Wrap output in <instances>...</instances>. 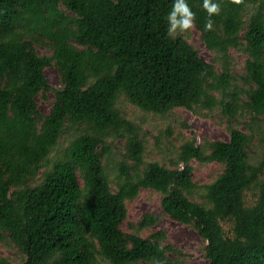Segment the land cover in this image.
<instances>
[{
	"label": "trees",
	"instance_id": "obj_1",
	"mask_svg": "<svg viewBox=\"0 0 264 264\" xmlns=\"http://www.w3.org/2000/svg\"><path fill=\"white\" fill-rule=\"evenodd\" d=\"M186 2L212 63L183 36L167 35L173 0H0V241L16 246L19 264H174L162 230L139 234L159 216L122 229L126 203L141 189L160 193L162 212L193 228L206 264H264V0H224L210 31L203 0ZM41 41L49 55L36 51ZM230 50L246 55L243 73L233 72ZM52 66L58 89L44 75ZM49 91L42 114L38 97ZM122 94L159 115L178 107L200 115L219 107L228 120L248 113L263 123L261 157L252 162L250 136L228 126L227 140L182 144L174 168L145 163L138 127L116 107ZM67 128L74 134L59 148ZM107 139L124 141L115 174L103 165ZM190 160L223 167L202 187V202L192 197ZM252 187L257 199L245 206Z\"/></svg>",
	"mask_w": 264,
	"mask_h": 264
},
{
	"label": "rangeland",
	"instance_id": "obj_2",
	"mask_svg": "<svg viewBox=\"0 0 264 264\" xmlns=\"http://www.w3.org/2000/svg\"><path fill=\"white\" fill-rule=\"evenodd\" d=\"M251 10V9H249ZM70 14V13H68ZM249 12L245 13L247 17ZM187 39L199 53L200 57L206 62H213L215 55L208 51L201 41V33L194 27L188 34L181 35ZM46 42L35 43V49L40 55H49L50 48L45 46ZM232 70L236 74L244 72V63L246 55L242 52L230 50ZM218 68L217 64H215ZM44 75L53 89L60 87L59 78L55 68L47 67ZM53 100V93L49 91L46 99L38 97V109L42 114H48ZM121 116L132 121L139 129V137L142 139L144 153L143 161L158 162L166 167L174 168L172 165L176 161L179 149L185 142L196 139L197 145H203L204 141L227 140L228 126H233L245 132L250 136L248 152L252 162H257L261 157L262 144L261 136L263 133V123L260 120L253 119L250 114L245 113L237 120H228L219 107L211 111L203 110L201 115L192 113L184 108H174L170 112L159 115L152 112H146L136 108L128 103L126 97L122 94L116 102ZM75 129H65L62 137L59 139V148L68 145ZM110 157L105 155L103 165L105 169L112 174L117 172L116 163L125 158L124 141L119 139H107ZM130 164V161L127 162ZM181 164H179L180 166ZM193 167L192 179L196 185L193 199L202 202V187L213 181L223 170V167L217 163L203 164L195 160H190ZM111 187L114 185L111 183ZM258 189L252 187L244 192L245 206H251L257 199ZM161 194L149 189H141L138 195L128 201L127 218L122 223V229L125 232H132V225L139 222L145 214L159 216L155 226L141 230L140 235L146 236L149 233L162 230L166 235L165 242L171 244L176 252L168 254V258L174 264H206L203 257L204 242L198 237L192 227L172 221L162 212L160 207ZM223 230L227 236L231 234V223L221 222ZM15 245L8 240L0 241V257H4L14 264H19L24 260V256L17 251ZM107 264V263H99Z\"/></svg>",
	"mask_w": 264,
	"mask_h": 264
},
{
	"label": "clouds",
	"instance_id": "obj_3",
	"mask_svg": "<svg viewBox=\"0 0 264 264\" xmlns=\"http://www.w3.org/2000/svg\"><path fill=\"white\" fill-rule=\"evenodd\" d=\"M239 4L241 0H234ZM224 0H203L202 9L207 13L205 30H212L214 16L221 13ZM168 29L167 35L175 38L179 35L188 34L195 27L196 14L187 4L186 0H173V5L167 17Z\"/></svg>",
	"mask_w": 264,
	"mask_h": 264
}]
</instances>
